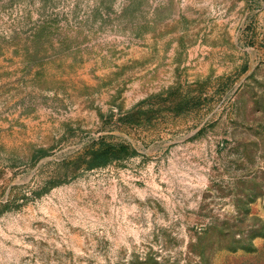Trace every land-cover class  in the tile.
Masks as SVG:
<instances>
[{
  "label": "rangeland",
  "instance_id": "374dc122",
  "mask_svg": "<svg viewBox=\"0 0 264 264\" xmlns=\"http://www.w3.org/2000/svg\"><path fill=\"white\" fill-rule=\"evenodd\" d=\"M0 264H264V0H0Z\"/></svg>",
  "mask_w": 264,
  "mask_h": 264
},
{
  "label": "trees",
  "instance_id": "16d2710c",
  "mask_svg": "<svg viewBox=\"0 0 264 264\" xmlns=\"http://www.w3.org/2000/svg\"><path fill=\"white\" fill-rule=\"evenodd\" d=\"M101 140H104L101 139ZM47 155V152L43 150V157ZM132 154L128 152V148L126 145H118V144H106L105 145H99L98 147H95L89 151H86L82 155H80L74 163L75 167H73L74 170H78L80 168L84 169H98L105 166H108L109 164L117 161V160H124L131 156ZM69 166H67V169ZM68 174V173H66ZM55 185H58V183H52L51 181L47 184L45 188H47L46 192L50 190ZM45 193V192H44ZM42 194V193H41Z\"/></svg>",
  "mask_w": 264,
  "mask_h": 264
}]
</instances>
